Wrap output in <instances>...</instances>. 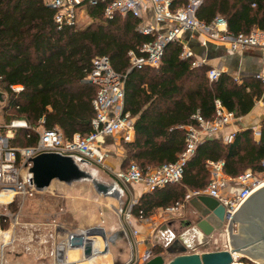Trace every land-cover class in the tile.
Here are the masks:
<instances>
[{
	"label": "trees",
	"instance_id": "1",
	"mask_svg": "<svg viewBox=\"0 0 264 264\" xmlns=\"http://www.w3.org/2000/svg\"><path fill=\"white\" fill-rule=\"evenodd\" d=\"M105 7L106 2L87 5L91 20L87 26H61L48 0H0V85L10 93L3 117L5 121L25 119L32 127L17 130L16 145H35L34 128L41 124L48 129L59 127L68 138L92 131L97 87L87 76L98 56H109L114 69L127 75L125 110L135 117L136 136L125 142L124 170L133 162L145 172L177 162L186 147L185 126L195 123V114L214 118L216 101L241 117L261 98L264 84L254 76L238 82L223 72L210 81V66H194L193 60L183 59L179 41L166 46L158 68L131 70L130 51L140 54L139 47L153 37L140 31L139 20L132 15L106 18ZM197 16L205 22L222 16L232 32L249 33L255 27L264 29V0H205ZM16 84L24 86L20 93L11 90ZM261 127L258 139L247 128L237 131L231 143L218 136L202 141L185 165L182 182L144 193L133 206V215L143 211L149 217L160 207L183 202L189 190L206 188L209 160L224 161L231 176L248 170L262 172L264 121ZM151 250L152 257L164 255L159 244Z\"/></svg>",
	"mask_w": 264,
	"mask_h": 264
},
{
	"label": "built area",
	"instance_id": "2",
	"mask_svg": "<svg viewBox=\"0 0 264 264\" xmlns=\"http://www.w3.org/2000/svg\"><path fill=\"white\" fill-rule=\"evenodd\" d=\"M204 1L48 0V3L56 8L55 19L61 26L76 23L81 9L100 2H106L104 10L106 18L116 15L122 17L132 15L138 19L140 31L153 38L139 47L140 54L134 50L130 51L132 68L159 67L166 46L173 41H179L182 44L181 56L183 59L193 60L194 66L206 64L205 60L196 59L195 53L188 43L182 40L186 33L199 37L201 45L205 47L211 42H220L227 44L233 51L257 48L264 57V29L255 28L249 33H234L229 29L225 17L217 16L211 22L202 21L198 18L197 11ZM253 5L256 6L255 3ZM164 26L165 28H163ZM221 73H223L222 69L211 67L208 70V78L210 81H214L220 77ZM126 76L114 69L109 56H98L94 59L92 71L87 76V79L97 87L96 95L93 98L95 116L92 119V131L88 135L76 133L72 138H68L59 127L48 129L41 124L42 129L34 128L38 134L37 143L31 146H20L14 143L17 130L20 128L31 129V125L25 119L0 121V196L4 197L10 194L8 200L1 202L3 209L0 213V264H6V255L9 248L16 242V230L20 224L17 212H13L10 205L17 196L33 197L37 191L31 172L33 166L31 160L34 157L46 152H56L71 156L79 165L93 166L94 163L103 164L106 159L107 151L103 146L106 136L121 133L125 141L133 140L135 118L131 112L125 110ZM256 76L264 84V67ZM23 89L22 84L11 86V90L15 93H20ZM0 90L2 91L1 85ZM262 97L260 102L264 100V91ZM4 100L0 99V113ZM193 118L195 123L185 126L187 131L186 147L177 162L151 167L147 172L133 162L127 170L115 172L118 180L125 186L131 183H144L147 191H154L169 184L181 183L185 165L195 154L198 145L207 138L220 137V133H223L222 137L225 142L231 143L238 130L227 133H224V130L241 117L229 111L218 100L214 118L206 119L200 114H195ZM252 129L255 137L258 138L261 135V129L257 126ZM28 137H31V133H28ZM262 165L264 167V160ZM224 166L222 160H209L210 180L206 188L192 191L189 198L192 195L195 197L207 194L220 200L226 208L224 228L227 233L232 218L237 215L252 193L264 184V180H260L255 175L258 173L264 176V169L262 172L248 170L238 176H231L225 171ZM136 202V200L130 201L123 210L127 220L133 217V206ZM183 206V202H176L165 207L164 212L167 214L178 213ZM139 217H145L143 211H140ZM3 224L6 226L3 227ZM152 256L150 249L142 259L147 261ZM133 262L140 263V259H135Z\"/></svg>",
	"mask_w": 264,
	"mask_h": 264
},
{
	"label": "crops",
	"instance_id": "3",
	"mask_svg": "<svg viewBox=\"0 0 264 264\" xmlns=\"http://www.w3.org/2000/svg\"><path fill=\"white\" fill-rule=\"evenodd\" d=\"M163 28H165V26ZM182 40L185 43H188L189 47L195 53L196 59L206 61V64H202L201 66L208 65L210 66L209 68H220L223 72H228L234 75L236 81L238 82H241L242 78L247 76H254L257 78V73L264 67L262 61L263 55L257 48H246L233 51L227 44H216L215 42H211L207 47H205L201 45L199 37L192 36L191 33L184 34ZM262 96L256 101V104L251 112L241 116V118L233 125L225 128L224 133L233 130L240 131L247 128L252 129L255 126L261 129L262 122L264 121V100L260 102L263 98ZM257 106H259V109H257ZM222 135L223 133L219 134L220 137H222ZM135 136L136 132L134 133L133 140L135 139ZM121 139L124 142H130L125 141L121 133H117L115 135L106 136L103 146L106 149L108 147L114 148L116 147V142L114 141H120ZM118 152L120 153V149ZM117 161V159L116 161L113 159V163L110 165L114 167V175L115 172L124 171L122 164H117ZM101 181L109 185H114L116 187V191H118L120 195V197H118V200L120 201V204L118 205L120 214L117 213L118 220L117 218L115 219L116 222L110 220L107 224L101 222L100 212H96V207H94L97 206L99 211L101 209V207H98L97 205L100 202L98 201V197L94 196L93 199H91L92 202L88 203V205H81L82 203H77L74 200L69 202L68 206H64V208L60 210V215L69 212L73 219L74 217H77L78 222L76 220L74 221H76L79 226L71 228L70 226L68 227L63 220H61V222L56 219L58 229L57 231L53 229V234H55V237L58 236L60 241L57 243V246L52 252L53 264H62V259L59 256V250L60 246L66 244L65 240L69 232L80 233L87 228L97 225L105 227L108 235L113 237L115 241L110 246V251L108 253L96 255L93 257V262L91 264H133V260L143 258L145 253L152 249L156 244L164 247V255L169 261L176 254L183 252L185 247L187 249L186 251L192 252L190 248L197 247L199 242L207 241L205 235L201 231L194 228H189L186 232H183V228L188 227L183 224V220L186 217L184 214L190 212V209L185 205L178 213L167 214L164 212V208L160 207L149 217L140 218L139 216L133 215L130 220H127L123 210L128 206L130 201L136 200L138 202L139 198L144 193L152 191H147L144 183H131L128 186H125L122 182L118 181L116 175L115 180L112 182L107 180ZM93 200H96L97 202H94ZM121 215H123L125 219L124 222ZM108 218H106V221H108ZM97 241H100V239L96 240L94 245L100 247L96 243ZM167 248L172 249L174 252L168 253L166 251ZM64 251L65 254L66 250ZM104 258L107 260L104 261Z\"/></svg>",
	"mask_w": 264,
	"mask_h": 264
},
{
	"label": "water",
	"instance_id": "4",
	"mask_svg": "<svg viewBox=\"0 0 264 264\" xmlns=\"http://www.w3.org/2000/svg\"><path fill=\"white\" fill-rule=\"evenodd\" d=\"M0 99L4 100V92L1 90ZM31 161L33 163L31 172L38 193L51 192V184L54 180L71 183L80 177L91 176L69 155L46 152L37 155ZM93 183L98 193L120 197L114 185L106 184L97 179H94ZM191 205L194 209L191 212L192 217L184 225L201 231L206 238L216 232H224L226 208L220 200L207 194H201L192 198ZM232 221H234L233 224ZM232 221L228 231L232 241L228 248L188 252L185 247L183 252L176 254L169 261L165 255H157L143 264H235L236 261L238 264H245L238 260L241 254L251 259L264 258V184L252 193L239 209L237 215L232 218ZM237 223H239V233H233ZM99 239L102 245L95 247V241ZM114 241V238L110 237L105 227L101 225L87 228L80 233L69 232L65 240L66 244L62 245V251L59 250V256L62 259V264H79L96 255L108 253ZM64 250H66L65 254ZM166 251L168 253L174 252L170 248H167Z\"/></svg>",
	"mask_w": 264,
	"mask_h": 264
},
{
	"label": "rangeland",
	"instance_id": "5",
	"mask_svg": "<svg viewBox=\"0 0 264 264\" xmlns=\"http://www.w3.org/2000/svg\"><path fill=\"white\" fill-rule=\"evenodd\" d=\"M90 22L91 20H89L87 9H81L79 11L78 20L76 23L79 26L84 27L87 26ZM216 44H220V42ZM262 61L264 66V57ZM2 91L5 93V100L2 104L4 106L5 102L9 98L10 93L4 88L2 89ZM257 109H259V106H257ZM0 121H4L3 112L0 113ZM37 128L42 129V126H38ZM114 142H116V147H108L106 149L107 155L103 164L94 163L93 166L80 165V167L84 171H87L91 174L90 177H80L73 180L71 183L54 180L51 184V189L53 191H51L52 193H38L36 191V194L33 197L27 198L21 195L16 197L14 202H12V204L10 205V209L13 212H17L20 224L18 225L16 230V242L9 248L8 254L6 255V264H53L52 252L53 249L57 246V243L60 241L58 236L55 237V234H53V229H55L56 231L58 229L56 222L63 220L64 223L71 228H73L74 226H79L76 223V221L78 222L77 217H74L73 219L72 215L69 214V212L60 215V210H62L64 206H68V203L73 200L77 203H82L81 205H88V203L92 202L91 199H93L94 196L98 197V201L100 202L97 205L98 207H101V209L99 211V209H97V206L94 207H96V212H100L101 222L107 224L108 222H110V220L115 222L116 218L118 220L117 213L120 214V210L118 209L120 201L118 200V198L98 194L94 188L93 183L94 179H97L99 181L107 180L110 182L115 180V175L113 174L114 167L110 166L113 163V159H115V161L116 159L118 160L117 164H125V142L122 139L120 141ZM119 149L120 153L122 154L118 152ZM255 175L260 178V180H264L263 175H260L258 173H255ZM107 178H109L110 180ZM191 192L192 190H189V194L183 201L184 205L190 209V212L185 213L184 216H192L191 212H193L194 210L191 205V200L194 196L192 195V197L189 198ZM93 201L97 202L96 200ZM2 209L3 206L1 205L0 200V213ZM106 218H108V221H106ZM121 218L124 222L125 219L123 215H121ZM3 227H5L4 224ZM189 228L190 227H184L183 232H186V230H188ZM223 231L224 232H216L212 236L208 237L207 241L199 242L197 247L190 248V250H192V252H204L230 247L232 240L230 239L228 233H226L225 228L223 229ZM233 233H239V223H237V225L235 226ZM238 260L239 262L245 264H262L264 262V258L251 259L246 255L243 256V254L239 256ZM133 264L137 263L134 262ZM140 264H143V262H140Z\"/></svg>",
	"mask_w": 264,
	"mask_h": 264
},
{
	"label": "bare ground",
	"instance_id": "6",
	"mask_svg": "<svg viewBox=\"0 0 264 264\" xmlns=\"http://www.w3.org/2000/svg\"><path fill=\"white\" fill-rule=\"evenodd\" d=\"M93 174V173H92ZM94 175V174H93ZM12 196V195H11ZM1 198H0V200H1V202H5L6 200H8L9 198H10V194H8L7 196H0ZM228 233V232H227ZM100 247H101V245H102V242H101V240L100 241H97L96 242ZM96 246V245H95ZM97 247V246H96ZM62 246H60V251H62ZM65 252V251H64ZM59 254H60V252H59ZM71 255V254H70ZM238 256V255H237ZM93 258H91V259H89V260H86V261H82V262H80L79 264H91L92 262H93V260H92ZM104 261H106L107 259L106 258H104L103 259ZM140 262H145L142 258L140 259ZM238 261H236V263L235 264H238L237 263ZM104 263V262H103ZM140 264V263H139Z\"/></svg>",
	"mask_w": 264,
	"mask_h": 264
},
{
	"label": "flooded vegetation",
	"instance_id": "7",
	"mask_svg": "<svg viewBox=\"0 0 264 264\" xmlns=\"http://www.w3.org/2000/svg\"><path fill=\"white\" fill-rule=\"evenodd\" d=\"M191 215H187L186 217H185V219L183 220V224L185 223H187V221L189 220V219H191Z\"/></svg>",
	"mask_w": 264,
	"mask_h": 264
}]
</instances>
